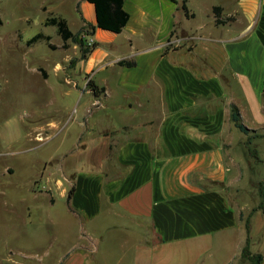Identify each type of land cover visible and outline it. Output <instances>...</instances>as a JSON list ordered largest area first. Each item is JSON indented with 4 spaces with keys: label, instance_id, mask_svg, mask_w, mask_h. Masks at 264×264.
Instances as JSON below:
<instances>
[{
    "label": "crops",
    "instance_id": "obj_1",
    "mask_svg": "<svg viewBox=\"0 0 264 264\" xmlns=\"http://www.w3.org/2000/svg\"><path fill=\"white\" fill-rule=\"evenodd\" d=\"M71 1L74 31L96 25L92 1ZM182 2L125 0L123 30L96 26L92 50L70 65L92 97L74 115L86 157L46 175L56 234L44 252L55 264H238L252 240L264 148L232 110L244 122L253 99L264 109V0H215L197 25L178 20L181 9L196 15ZM68 3L54 9L67 18Z\"/></svg>",
    "mask_w": 264,
    "mask_h": 264
},
{
    "label": "rangeland",
    "instance_id": "obj_2",
    "mask_svg": "<svg viewBox=\"0 0 264 264\" xmlns=\"http://www.w3.org/2000/svg\"><path fill=\"white\" fill-rule=\"evenodd\" d=\"M61 1L0 0V264H39V260L55 264L53 255L44 252L45 241L56 234L46 175L62 170L60 165L70 158L77 157L80 162L86 157L81 148L84 136L79 138L84 126L74 115L83 110L91 95L85 91L79 63L76 72L69 70L80 47L72 40L65 41L55 24L45 23L48 16L60 15L54 7ZM214 1L190 0L188 5L196 15L188 20L181 9L177 18L188 25L206 21ZM72 6L69 0L63 12L75 29ZM38 32L50 38L29 43ZM178 42L185 46L189 40ZM244 118L256 129L253 133H258L250 141L252 148H264L262 102L253 99ZM51 121L63 122L55 126ZM236 130L244 134L238 127ZM245 143L240 146L247 148L249 143ZM254 193L256 206L261 196L259 190ZM54 200L61 201L58 197ZM259 214L252 225L250 247L264 256V214ZM238 264H251V259L243 255ZM259 264H264V257Z\"/></svg>",
    "mask_w": 264,
    "mask_h": 264
},
{
    "label": "trees",
    "instance_id": "obj_3",
    "mask_svg": "<svg viewBox=\"0 0 264 264\" xmlns=\"http://www.w3.org/2000/svg\"><path fill=\"white\" fill-rule=\"evenodd\" d=\"M95 4L96 7V15H97V23L89 24L86 28L85 26L77 31H73L68 23L66 17L60 15H52L46 18L45 23L47 24H55L57 26L58 32L61 34L62 38L67 40H72L74 43L78 44L80 47V55L79 57L84 58L87 54L92 50L95 45V42L92 45H89L86 42L84 34H92L96 26H100L103 28H107L116 32L123 30L124 26L128 22L130 18L129 11L125 8L124 2L125 0H90ZM182 6L185 9L186 13L189 14V7L187 5L186 0H183ZM219 6H215L214 10L217 14V21H221ZM39 38H50V35L44 34L42 32H38L32 37L28 39V42H34ZM121 63L133 64V60H121ZM90 85L92 86L95 93L98 92L99 88L89 80ZM263 99H264V87H263ZM232 118L235 121L236 125L243 130L244 132L249 134V139L258 135L254 129H250L245 125L242 121L241 112L237 106H233L232 110ZM259 193H260V201L258 205L254 206L253 210L262 209L264 211V179H262L259 184ZM247 230L250 231V218L248 217L246 220ZM242 253L245 257H249L251 259V264H259L263 259L262 253L252 252L250 247V237H247L246 244L242 249Z\"/></svg>",
    "mask_w": 264,
    "mask_h": 264
},
{
    "label": "built area",
    "instance_id": "obj_4",
    "mask_svg": "<svg viewBox=\"0 0 264 264\" xmlns=\"http://www.w3.org/2000/svg\"><path fill=\"white\" fill-rule=\"evenodd\" d=\"M84 37L89 45H92L95 42L94 39L90 36L88 37L87 34H84Z\"/></svg>",
    "mask_w": 264,
    "mask_h": 264
}]
</instances>
